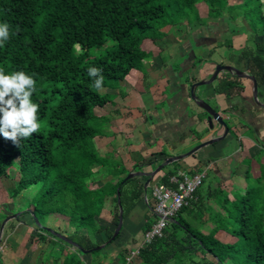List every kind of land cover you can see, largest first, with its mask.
I'll list each match as a JSON object with an SVG mask.
<instances>
[{
    "label": "trees",
    "instance_id": "obj_1",
    "mask_svg": "<svg viewBox=\"0 0 264 264\" xmlns=\"http://www.w3.org/2000/svg\"><path fill=\"white\" fill-rule=\"evenodd\" d=\"M200 2L214 18L227 7L226 0H0V22L10 25V38L0 46V69L6 74L24 71L34 77L32 100L39 104L41 125L38 133L21 139L19 146L0 136V179L9 178L15 164L17 178L7 191L10 199L36 186L27 213L35 225L34 237L44 245L51 264L86 263L79 250L70 251V244L47 229L46 217H65L70 232L58 233L91 250L85 253L90 264H103L99 253L120 239L123 230L121 227L107 243L115 228L109 231L96 224L105 199L111 200L110 223L116 227L117 189L123 220L143 193L135 177L124 180L122 168L110 166L96 153L94 138L103 134L105 120H99L92 109L103 107L112 97L93 87L88 68L102 70V90H115L112 82H122L149 56L140 47L142 36L168 26V12L186 16L184 9L191 13ZM109 40L113 47L92 55V50ZM75 46L81 51L69 58ZM256 47L263 50L264 44ZM237 87L235 81L224 78L215 92L229 94ZM171 165L173 169L160 183L176 174L177 162ZM102 173L119 178L91 189L90 183ZM203 181L161 237L139 247L128 262L124 257L127 248L120 250L122 264H264V171L257 185L247 183L243 194H233L231 201L222 190L213 189L210 198L223 212L206 205ZM153 222L152 214L145 215L141 231H147ZM101 233L103 241L97 238ZM105 243L104 248L94 250ZM0 264H4L1 255Z\"/></svg>",
    "mask_w": 264,
    "mask_h": 264
},
{
    "label": "crops",
    "instance_id": "obj_2",
    "mask_svg": "<svg viewBox=\"0 0 264 264\" xmlns=\"http://www.w3.org/2000/svg\"><path fill=\"white\" fill-rule=\"evenodd\" d=\"M160 29V37L167 36ZM210 31L202 28L193 34L195 46L182 47L180 55L183 61L178 67H172L160 58L163 50L159 54L154 48L150 55L145 50L149 47H141L149 54L142 65L130 70L120 82L123 89L112 91L114 97L109 103L92 109L99 120H105L103 134L94 138L96 153L109 165L122 168L124 178L129 173L152 172L164 159L185 154L201 143L222 136L224 128L216 122L209 128L206 112L195 104L189 92L192 84L207 81L216 65L233 66L254 77L257 101L264 105V49L256 47L262 46L264 39L237 36L221 41L215 31L209 34ZM187 37V34L183 35L182 40L186 42ZM150 56H153L151 63L148 61ZM256 73L260 74L259 78ZM224 78L235 81L238 87L229 94L216 93V85ZM195 95L221 114L228 132L223 139L176 161L177 170L191 174L197 169L203 171L202 194L207 198L205 203L215 211L223 212L210 198L211 191L220 189L231 201L233 194H243L247 183L257 185V179L264 171V108L253 100L251 80L227 72H220L213 82L195 88ZM172 169L173 166L169 164L159 170L146 187L148 176H135L142 184L143 193L123 220L122 234L116 244L120 248H117L121 250L126 247L129 252L141 243L144 217L150 213L142 196L146 194L148 186L151 189V186L160 183L164 174ZM117 178L119 175L102 173L89 187L95 189L109 181L115 182ZM110 209L111 200L108 197L100 215L96 217L98 227L99 219L110 223ZM48 217L53 219L52 225H47L52 230L59 226V221L62 222V217ZM63 223L67 224L66 221ZM101 229L111 231L109 224ZM224 237L227 236L224 234ZM109 254L122 258L115 248H111ZM88 257L90 264L91 258Z\"/></svg>",
    "mask_w": 264,
    "mask_h": 264
},
{
    "label": "rangeland",
    "instance_id": "obj_3",
    "mask_svg": "<svg viewBox=\"0 0 264 264\" xmlns=\"http://www.w3.org/2000/svg\"><path fill=\"white\" fill-rule=\"evenodd\" d=\"M226 2L227 7L224 13L216 18L208 15V9L202 2L197 3L195 5V10L191 13L187 11V9H184L185 13H187L186 16L179 15L174 11L168 12L166 19L170 21V24L160 29V31L162 30L163 34L165 33L167 36L161 38L159 31H156L154 35L147 32L142 36L141 42L143 43L142 45L140 44V47L146 46L151 48L150 50H148L149 48H143L150 52V55L154 48L159 54L163 50L160 54V58L172 67H178L183 61L180 55L182 47L187 48L188 45L194 47L195 41L193 34L202 28L215 31L221 41H228L237 36L264 39V0H226ZM211 31L209 34H211ZM185 34L188 36L186 42L182 40ZM113 45L114 42L109 40L102 48L92 50L91 53L93 56H97L104 51L105 47L111 48ZM80 51L81 47L75 46L69 58L78 54ZM155 60H158V57H155ZM148 61L151 63L153 61V56H150ZM112 84L117 90L123 89L118 82H112ZM101 91L111 94L113 99L114 96L112 91L114 90L101 89ZM103 128H105V126ZM117 162L119 161H115V163ZM110 166L113 165L110 164ZM16 178L17 170L14 164L9 170V178L0 179V226L3 220L8 217L0 232L1 259L4 264H51L46 260L44 245L38 242L34 237L35 225L32 222L31 215L26 211V209H28V199L35 194L36 186L30 187L17 197L10 199L7 195V191L8 188L15 183ZM150 192L151 189L150 186H148V188H146V196L148 199H150ZM13 215L16 216L14 217ZM3 216L6 217L3 218ZM61 219L62 222L59 221V226L54 228V230L66 235L70 232V229L68 224L65 225L63 221L67 222V219L65 217L60 218V220ZM43 222L46 226L52 225L53 219L46 217ZM106 224H109L111 230L115 228L114 225L106 220H98V225L101 228ZM207 228L208 227H205L204 231H207ZM97 238L103 241L105 235H97ZM117 243H119V239L102 249L99 253L98 259H101L103 264H122V260L118 256H111L109 254L111 248H115L120 252V247L116 245ZM69 250L73 251L74 248L71 247ZM81 257L86 264H89L88 255L83 254ZM105 257L107 259H104Z\"/></svg>",
    "mask_w": 264,
    "mask_h": 264
},
{
    "label": "clouds",
    "instance_id": "obj_4",
    "mask_svg": "<svg viewBox=\"0 0 264 264\" xmlns=\"http://www.w3.org/2000/svg\"><path fill=\"white\" fill-rule=\"evenodd\" d=\"M10 38V25L0 22V46ZM94 78L93 87L101 90L104 76L97 67L88 68ZM36 80L24 71L6 74L0 69V136L19 146L21 139H28L40 131L39 104L33 102Z\"/></svg>",
    "mask_w": 264,
    "mask_h": 264
},
{
    "label": "built area",
    "instance_id": "obj_5",
    "mask_svg": "<svg viewBox=\"0 0 264 264\" xmlns=\"http://www.w3.org/2000/svg\"><path fill=\"white\" fill-rule=\"evenodd\" d=\"M204 178L203 171L191 174L185 170H177L176 174L169 177L167 183H157L151 186L150 200L146 194L142 196V199L152 214L154 222L143 233L141 243L128 252L127 262L137 254L139 247L163 235L170 220L193 199V193Z\"/></svg>",
    "mask_w": 264,
    "mask_h": 264
},
{
    "label": "water",
    "instance_id": "obj_6",
    "mask_svg": "<svg viewBox=\"0 0 264 264\" xmlns=\"http://www.w3.org/2000/svg\"><path fill=\"white\" fill-rule=\"evenodd\" d=\"M220 72H227L229 74H234L236 76H239V77H244V78H247L249 80L252 81L253 83V100L261 105L263 108H264V105H262L261 103H259L257 101V83H256V80L254 79V77L250 76V75H247V74H244L243 72L239 71L238 69H236L235 67L233 66H229V65H216L215 67V70L214 72L212 73V75L210 76V78L207 80V81H200V82H197V83H194L190 86L189 88V92H190V98L195 102V104L201 108L202 110H204L207 114V121L209 123V128H212V123L213 122H216L218 125L222 126L224 128V132L222 134V136H220L219 138H214V139H211L207 142H204V143H201L197 146H195L194 148H192L190 151H188L187 153L185 154H182V155H177V156H172V157H168L166 159H164V161L159 165L157 166L152 172H149V173H144V172H135V173H129L125 178L124 180H127V179H130L132 177H135V176H148V180L145 182V187L147 185V183L149 182V180L159 171L161 170L162 168H164L165 166L173 163V162H176V161H179L193 153H195L198 149L208 145V144H213L221 139H223L227 132H228V128H227V125L225 123V121L223 120L222 116L220 113L216 112L212 107H210L206 102H204L203 100L199 99L196 95H195V88H197L198 86H201V85H205V84H209L211 82H213L218 74ZM116 195H117V203H118V208H119V216H118V222H117V225L115 227V230L113 232V235L111 236V238L107 241V243L111 242L112 240H114V238L118 235L121 227H122V223H123V217H122V208L120 206V201H119V190L117 189L116 191ZM14 217L16 215H13ZM8 219V217H6L3 222L1 223V226H0V232L2 231V227L5 223V221ZM170 221H173V219H171ZM36 223H38L37 220H35ZM54 236H56L57 238L63 240L64 242L70 244L73 248L79 250L82 254H85L87 252H90L91 250H84L82 249L81 247H79L76 243L72 242L69 238H67L66 236L64 235H61L60 233L50 229V228H47ZM105 246V244H102L98 247H95L94 250H100L102 249L103 247Z\"/></svg>",
    "mask_w": 264,
    "mask_h": 264
}]
</instances>
